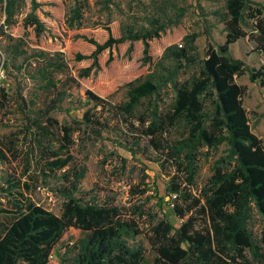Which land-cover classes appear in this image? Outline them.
I'll return each mask as SVG.
<instances>
[{"label": "trees", "instance_id": "1", "mask_svg": "<svg viewBox=\"0 0 264 264\" xmlns=\"http://www.w3.org/2000/svg\"><path fill=\"white\" fill-rule=\"evenodd\" d=\"M24 1L0 0V8L11 17L16 3ZM30 2L33 9L39 6L36 0ZM211 15L221 24L223 41L208 43L202 57L196 52L198 35L190 34L181 44L165 48L160 60L153 62L150 42L167 28L162 19L152 20L150 28H124L119 23L116 32L108 22L96 27L105 32L101 42L81 36L90 45V54L77 53L74 60L91 64L79 78L101 68L100 55L105 51L108 65L112 50L126 42H141L142 62L149 70L159 68V74L142 83H127L128 100L121 105H110L86 91L93 107L71 124H59L51 116L61 110L59 101L36 109L1 83L0 196L6 204L0 202V264H264V142L252 133L243 106L247 89L236 82L246 76L251 84L264 88V2L224 0L223 12ZM23 27L38 35L43 32L32 16ZM245 39L259 57L256 67L231 53V46ZM47 67L51 73L68 68L59 61L45 62L44 70ZM185 72L188 78L180 82ZM168 86L172 103L159 110L157 102L150 100H160ZM144 100L150 105L148 115L136 117L135 108ZM106 107L117 123L120 118L129 119L124 122L128 126L137 121L146 147L161 152L176 166L177 174L165 189L170 209H160L162 197L154 205L160 217L144 209L143 202L124 207L113 198L102 201L91 195L92 190L81 188L86 167L74 158L75 136L101 138L110 124L102 117ZM97 108L99 113H91ZM5 116L20 121L16 129H4ZM178 129L182 136L170 139L171 131ZM133 140L125 142L129 147H120L134 158L140 140ZM222 146L223 154L214 160L210 176L199 187L202 151ZM52 179L58 185L51 192L62 198L58 216L30 197L32 183L42 181L48 186ZM130 193L139 202H149L143 199L144 189L133 187Z\"/></svg>", "mask_w": 264, "mask_h": 264}, {"label": "rangeland", "instance_id": "2", "mask_svg": "<svg viewBox=\"0 0 264 264\" xmlns=\"http://www.w3.org/2000/svg\"><path fill=\"white\" fill-rule=\"evenodd\" d=\"M36 3L39 6L33 9L30 0H25L22 4L17 2L11 17H7L3 8H0V66L4 71L0 84L6 86L11 94L19 92L26 101L34 103L36 109H41L52 100L59 101L61 110L51 114L59 124H71L73 119L80 118L84 111L93 107L86 99V91L104 99L110 105H121L128 100L125 87L127 83H142L149 76L155 77L159 74V68L151 66L149 70V66L142 62L141 42H126L112 50L113 60L108 65L105 63L108 52L105 51L100 55L101 68H93L88 76L79 78V74L91 64L90 60H74L77 53L85 56L90 54V45L80 37L85 36L101 42L105 32L96 27L110 22L116 32L119 23L124 28L138 29L150 28L152 20H164L167 28L159 39L150 42L149 55L153 62L160 60L165 48L181 44L186 35H198L195 46L200 57L208 43L215 45L223 41L221 24L211 13L223 12L224 0H36ZM30 16L41 23V34H36L32 28L23 27L24 20ZM252 48L253 45L245 39L232 45L231 53L248 65L256 67L259 57L252 54ZM54 61L66 64L67 70L64 73H51L48 67L44 70L45 62ZM187 78L188 72H185L180 75L179 81L184 82ZM47 81L51 83L50 86L46 84ZM236 82L247 89L243 106L248 113L252 133L264 142V88L251 84L246 76L236 79ZM172 99L173 92L168 86L162 91L160 100L150 101L157 102L159 110H166ZM149 107L147 100L141 101L135 108V116L148 115ZM98 111L100 108L92 109L91 113H99ZM102 117L110 124L109 130L101 138L84 135L77 139L78 136H75L72 147L74 158L79 165L86 167L81 188L84 191L92 190L91 195H96L102 201L113 198L124 207L143 202L144 209L160 217L161 211L154 205L162 197L160 209H170L165 189L177 174L174 162L161 152L146 147L145 139L140 138L137 121L132 120L131 126H128L124 122H129V119L120 118V123H117L107 107L102 112ZM13 119L10 116L3 118L5 130L16 129L15 126L20 121L15 122ZM182 132V129L171 131L170 139L179 138ZM133 139L140 140V148H135L138 155L134 158L120 147V144L129 147L125 142H132ZM223 151V146L212 151H202L205 154L199 164V187L210 176L214 160ZM1 169L3 168L0 167ZM57 185L55 179L48 186L42 181L32 183L30 197L44 210L58 216L62 198L51 192ZM133 187L146 190L143 199H149V202H139V197H131L130 191ZM192 194L196 195L194 191ZM0 202L6 204L2 196ZM0 222H3L1 217ZM138 241L143 240L139 238ZM143 246L148 249L145 242ZM146 259L147 262L151 260L148 251Z\"/></svg>", "mask_w": 264, "mask_h": 264}, {"label": "built area", "instance_id": "3", "mask_svg": "<svg viewBox=\"0 0 264 264\" xmlns=\"http://www.w3.org/2000/svg\"><path fill=\"white\" fill-rule=\"evenodd\" d=\"M4 78V71L2 69V67L0 66V82L1 80ZM1 85V84H0Z\"/></svg>", "mask_w": 264, "mask_h": 264}]
</instances>
